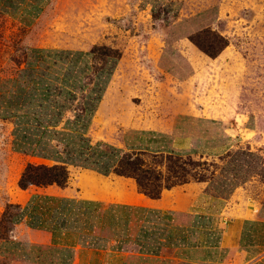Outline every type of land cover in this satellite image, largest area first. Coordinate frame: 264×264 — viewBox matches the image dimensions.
<instances>
[{
  "label": "rangeland",
  "instance_id": "374dc122",
  "mask_svg": "<svg viewBox=\"0 0 264 264\" xmlns=\"http://www.w3.org/2000/svg\"><path fill=\"white\" fill-rule=\"evenodd\" d=\"M147 1L153 0H0V79L16 78L32 48L92 50L90 71L78 74L79 85L87 92L97 70L106 65L104 48L117 50L119 61L86 136L93 143L137 153L145 167L165 177L182 173L180 166L191 172L192 176L168 182H175L168 189L186 192L183 187L196 183L198 189L188 191L196 194L201 188L195 214L204 220L213 215L212 231L220 232L231 223L230 211L256 213V221L264 223V0H162L156 15ZM170 1L178 7L175 15ZM202 29L218 32L228 41L215 57L191 40ZM63 60L52 67L61 69L53 71L60 79L72 57ZM42 67L46 66L36 67L35 76ZM10 84L5 85L7 92L13 88ZM79 85L62 97L69 108L65 118H73L82 105L86 92ZM28 101L17 111L25 113ZM33 113L30 110V117ZM15 120L0 117V264H39L11 254L15 244L9 232L18 210L7 201V191L19 187L28 164L54 162L13 149ZM140 139L166 144L181 158L130 147ZM239 151L252 154L244 157ZM68 171L70 179L81 173L74 167ZM200 171L207 181L195 179ZM106 179L135 185L133 178L114 173ZM234 181L240 182L232 188ZM105 194L114 193L105 190ZM248 229L246 239L251 236L249 245L253 254H259L257 262L264 257V224ZM21 247L29 258L38 255L36 246ZM220 253L219 263L235 264L233 258L226 260L225 250Z\"/></svg>",
  "mask_w": 264,
  "mask_h": 264
},
{
  "label": "crops",
  "instance_id": "0c3cea01",
  "mask_svg": "<svg viewBox=\"0 0 264 264\" xmlns=\"http://www.w3.org/2000/svg\"><path fill=\"white\" fill-rule=\"evenodd\" d=\"M155 142L140 139L130 147L173 151ZM74 168L81 173L70 179L68 171L64 186L30 185L7 191V201L18 210L9 232L15 244L11 254L19 255L18 260L27 258L39 264H221L216 258L221 250L235 264H251L259 257L252 253L251 236L246 239L248 226L264 224L256 221L258 215L227 212L232 214L231 223L218 231L214 242L210 239L213 215L204 220L193 207L201 188L196 194L188 192L198 187L196 183L183 187L186 192L164 189L152 198L140 192L136 183L126 187L121 181L109 182L106 178L113 173ZM105 190L114 194H105ZM25 245L36 246L38 255L29 258L21 247Z\"/></svg>",
  "mask_w": 264,
  "mask_h": 264
},
{
  "label": "trees",
  "instance_id": "16d2710c",
  "mask_svg": "<svg viewBox=\"0 0 264 264\" xmlns=\"http://www.w3.org/2000/svg\"><path fill=\"white\" fill-rule=\"evenodd\" d=\"M161 2L162 0L147 1L153 14L156 15L160 9ZM169 4L170 6L174 5L173 15H175L178 7L171 1ZM191 40L200 50L211 57L218 55L228 44L226 37L209 29L196 32L191 36ZM104 49V54L107 57L106 65L97 70L95 81L87 92L84 86L79 85L78 74L90 71L89 60L93 54L92 50L68 52L56 48H32L29 49L30 54L26 59V66L21 69L16 78L7 81L0 79V105L3 106L0 117L14 116L16 118L14 121L16 138L13 149L26 155L54 162L51 166L28 164L18 179L20 188L25 189L30 185L44 186L48 184L64 186L68 180V167L74 166L91 169L103 175L114 173L133 178L140 192L156 198L159 197L163 189L171 188V185L175 183L169 184L168 182L179 181L178 179L185 174L193 175L180 166L182 173L175 171L165 177L162 172L145 167L143 159L137 153L126 152L124 149L109 143L100 141L93 143L86 136L91 118L102 99L120 57L117 50ZM67 55H71L72 60L66 67L63 66L64 70L60 79L58 73H53V71L58 72L60 68L52 70V67L59 65ZM41 65L46 67L38 69L37 71H40L35 76L36 67ZM48 69L52 70V73L48 72ZM6 84L13 85L12 90L9 86L10 89L7 92ZM78 85L83 87L81 89L83 92H86L83 96L82 105L78 112L74 110L73 118H65L64 111L69 108L63 102L62 97L67 98L72 93V89L78 88ZM24 100H29L27 111L20 113L17 110L24 103ZM30 110L34 112L31 117ZM47 110L51 111V114H45L44 112ZM60 124L63 125L61 126L62 129H57ZM21 132L23 135H20ZM53 140L65 147L59 149L57 144L55 147ZM237 153L244 157L252 154V152L247 151ZM168 154L175 155L178 160L181 158V154L173 153V151H169ZM189 160L191 161L190 158ZM181 161L185 160L182 159ZM168 167L170 168V166ZM196 175V180L207 181L201 171L200 173L197 172ZM181 182L185 183L186 180H181ZM239 182L234 181L232 188ZM216 232L218 231H214L213 236H210L214 242L218 238ZM251 264H264V257Z\"/></svg>",
  "mask_w": 264,
  "mask_h": 264
}]
</instances>
